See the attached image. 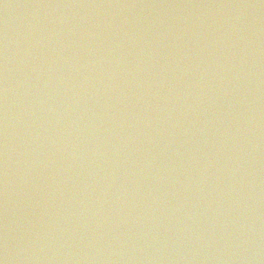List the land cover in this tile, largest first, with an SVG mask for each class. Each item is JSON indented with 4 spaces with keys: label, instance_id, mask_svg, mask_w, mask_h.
Masks as SVG:
<instances>
[{
    "label": "water",
    "instance_id": "95a60500",
    "mask_svg": "<svg viewBox=\"0 0 264 264\" xmlns=\"http://www.w3.org/2000/svg\"><path fill=\"white\" fill-rule=\"evenodd\" d=\"M0 264H264V0H0Z\"/></svg>",
    "mask_w": 264,
    "mask_h": 264
}]
</instances>
